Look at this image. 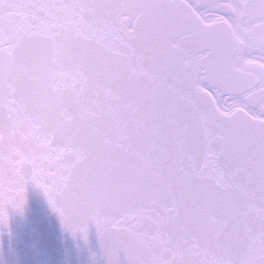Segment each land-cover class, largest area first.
Instances as JSON below:
<instances>
[{
    "label": "snow or ice",
    "instance_id": "obj_1",
    "mask_svg": "<svg viewBox=\"0 0 264 264\" xmlns=\"http://www.w3.org/2000/svg\"><path fill=\"white\" fill-rule=\"evenodd\" d=\"M29 181L109 264H264V0H0V223Z\"/></svg>",
    "mask_w": 264,
    "mask_h": 264
},
{
    "label": "water",
    "instance_id": "obj_2",
    "mask_svg": "<svg viewBox=\"0 0 264 264\" xmlns=\"http://www.w3.org/2000/svg\"><path fill=\"white\" fill-rule=\"evenodd\" d=\"M0 264H109V255L95 223L86 235L73 230L45 191L29 181L23 207L9 205L0 223ZM120 264H127L123 252Z\"/></svg>",
    "mask_w": 264,
    "mask_h": 264
}]
</instances>
